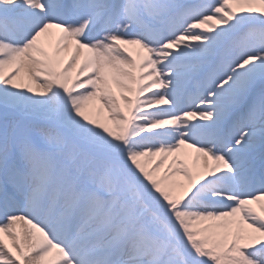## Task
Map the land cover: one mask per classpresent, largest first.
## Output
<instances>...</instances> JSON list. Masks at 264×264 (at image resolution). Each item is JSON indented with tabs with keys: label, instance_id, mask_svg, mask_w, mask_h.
Returning <instances> with one entry per match:
<instances>
[{
	"label": "snow or ice",
	"instance_id": "6c2138e0",
	"mask_svg": "<svg viewBox=\"0 0 264 264\" xmlns=\"http://www.w3.org/2000/svg\"><path fill=\"white\" fill-rule=\"evenodd\" d=\"M0 264H264V0H0Z\"/></svg>",
	"mask_w": 264,
	"mask_h": 264
},
{
	"label": "bare ground",
	"instance_id": "6f19581e",
	"mask_svg": "<svg viewBox=\"0 0 264 264\" xmlns=\"http://www.w3.org/2000/svg\"><path fill=\"white\" fill-rule=\"evenodd\" d=\"M86 112L88 113V115L90 116V118H92V119H98V120H100L103 123H108L109 127H114L107 120V112L106 111L103 112L102 115H97L95 112L91 111L90 109H86ZM182 151H191V150H189V149H182ZM151 159L154 162L156 159H159V157H154V158H151ZM172 159H173V157H168V159L165 162L164 168L161 169L159 172H157L155 174L157 178H160L163 175L164 170L168 167V165H169V163L171 162ZM147 167L149 169H151L152 165L149 163V164H147ZM190 167H191V165H190ZM173 179H178V178L177 177H173ZM255 207L258 208V206H255ZM6 242L10 243V241H7V240H6Z\"/></svg>",
	"mask_w": 264,
	"mask_h": 264
}]
</instances>
